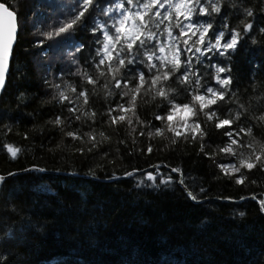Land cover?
<instances>
[{"label":"trees","instance_id":"1","mask_svg":"<svg viewBox=\"0 0 264 264\" xmlns=\"http://www.w3.org/2000/svg\"><path fill=\"white\" fill-rule=\"evenodd\" d=\"M9 2L19 12L22 31L14 50L7 94L0 103V120L15 124L12 133L0 132V174L18 175L7 180L6 189L0 193V235L8 226L15 229L14 238L7 243L0 241V257L8 255L9 264H264V213L257 203L264 199V176L249 173L242 186L214 179L219 175L216 164L229 158L217 153L215 162L208 160L198 153V144L178 143L174 150H161L163 142L153 140L150 153L129 155L134 147H145L144 138L132 133L137 140L133 146L127 129L102 125L99 117L94 128L98 141L95 150L76 153L73 149L81 144L70 138H63L56 148L61 140L59 130L45 122L62 110L52 99L53 90L45 78L69 70L68 53L75 45L58 43L62 38L45 40L42 47L34 42L44 40L40 33L64 19L75 0ZM241 2L243 6L259 4V0ZM237 19L235 14L230 16L229 25ZM257 23L264 26V19L258 18ZM256 38L257 45L249 42L238 49L231 66L242 84L250 88L255 73V91L260 94L264 93V36L257 34ZM91 40L86 31L75 37L85 44V51ZM64 79L78 80L71 76ZM21 92L30 102L17 108L15 98ZM260 103L264 104V99ZM90 106L99 112L103 101L90 100ZM147 113L145 108L141 116ZM34 126L35 131H28ZM88 130L81 127V132ZM207 130L206 144L210 141L211 146L205 150L210 152L225 138L211 125ZM25 131L27 140L23 138ZM100 131L110 139L101 141ZM259 135L264 136V129ZM121 139L127 148L119 143ZM5 144L20 146L24 152L12 160ZM83 147H88L87 141ZM157 165L161 166L160 173L171 176L170 185H161L159 175L158 187L145 179L146 173H157V169L151 170ZM34 167L47 170L23 171ZM173 167L181 169L187 191L197 195L198 201L188 197L179 177L168 170ZM90 169L93 174H89ZM133 169L137 170L135 176L125 178L124 173ZM253 178L254 184L250 182ZM138 180L144 181L140 187ZM253 195L256 200L251 199ZM12 206L18 214L6 210ZM240 212L245 215L241 217Z\"/></svg>","mask_w":264,"mask_h":264},{"label":"snow or ice","instance_id":"2","mask_svg":"<svg viewBox=\"0 0 264 264\" xmlns=\"http://www.w3.org/2000/svg\"><path fill=\"white\" fill-rule=\"evenodd\" d=\"M234 14L238 19L230 26L229 17ZM258 18L264 19V0H259L258 6L255 3L243 6L241 0H75L64 19L54 21L50 31L40 33L44 40L34 42L42 47L45 40L62 38L58 43L75 45L68 53L69 70L62 69L58 76L45 78L53 90L52 99L62 110L45 122L59 130L61 140L56 148H60L63 138H70L81 144L73 149L76 153L83 155L85 150H95L98 141L94 128L99 117L102 125L114 130L121 125L127 129V136L136 133L144 138L145 147H134L129 155L150 153L153 140L163 142L161 150L165 147L174 150L178 143L198 144V153L208 160L215 162L217 153L229 158L226 163L216 164L219 175L214 179L242 186L249 180V173L264 176V136L259 135L264 129V104L260 103L264 93L255 91V73L250 88L242 84L231 66L240 47L249 42L257 45V34L264 36V26L257 23ZM21 31L20 15L14 4L0 0V103L7 94L10 65ZM80 31L92 37L87 51L84 43L75 41ZM65 76L78 80L69 82ZM15 100L17 108L30 102L23 92ZM90 100H102L103 109L94 110ZM145 108L148 113L142 117ZM209 125L225 138L210 152L205 150L211 146L210 141L206 144ZM14 126L0 120V132L5 135L12 133ZM82 126L89 130L81 132ZM35 130L34 126L28 131ZM98 135L101 141L110 139L103 131ZM23 138L28 139L27 131ZM119 143L128 147L124 139ZM131 143L137 144L135 137ZM5 148L12 160L24 152L22 147L11 144H5ZM155 167L157 173L148 172L145 179L158 187L159 175L161 185H170L171 176L160 173L159 165ZM136 171L125 172L124 177H134ZM170 171L180 174L178 182L190 199L198 201L197 195L187 191L181 169L173 167ZM89 174H93L91 169ZM16 175V172L7 173V177L0 174V193L7 187V178ZM250 182L256 183L255 178ZM143 184V180H138L137 187ZM204 191L201 186L200 192ZM251 199L257 198L253 195ZM257 203L264 213V199ZM6 210L18 214L15 206ZM239 215L243 217L245 213ZM14 237V227L8 226L0 241L7 243ZM0 264H9V256L0 257Z\"/></svg>","mask_w":264,"mask_h":264},{"label":"water","instance_id":"3","mask_svg":"<svg viewBox=\"0 0 264 264\" xmlns=\"http://www.w3.org/2000/svg\"><path fill=\"white\" fill-rule=\"evenodd\" d=\"M16 48V47H15ZM15 50V49H14ZM10 71H11V65H10ZM6 86H7V84H6ZM160 166V165H159ZM160 168H161V166H160ZM159 168V169H160ZM156 170L157 168L156 167H153L151 170ZM168 170H170L169 168H168ZM27 172H31V171H27ZM174 175H176L177 177H179V175L180 174H178V173H173ZM7 177V176H6ZM15 177V176H14ZM11 178H13V177H10V178H7V180H9V179H11ZM180 184V183H179ZM181 185V184H180ZM182 186V185H181Z\"/></svg>","mask_w":264,"mask_h":264},{"label":"rangeland","instance_id":"4","mask_svg":"<svg viewBox=\"0 0 264 264\" xmlns=\"http://www.w3.org/2000/svg\"><path fill=\"white\" fill-rule=\"evenodd\" d=\"M175 119V118H174Z\"/></svg>","mask_w":264,"mask_h":264}]
</instances>
